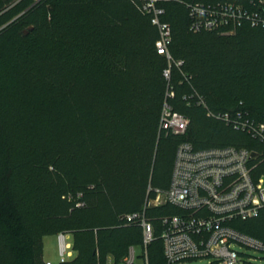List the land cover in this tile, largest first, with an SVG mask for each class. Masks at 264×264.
Listing matches in <instances>:
<instances>
[{
  "label": "trees",
  "instance_id": "trees-1",
  "mask_svg": "<svg viewBox=\"0 0 264 264\" xmlns=\"http://www.w3.org/2000/svg\"><path fill=\"white\" fill-rule=\"evenodd\" d=\"M227 4L264 19V0H158L168 60L140 0H0V264H46L43 239L60 234L72 252L60 264H123L142 244L126 217L143 211L148 264H165L159 220L177 210L144 207L181 142L254 150L264 175V147L208 115L264 123V27L192 29L190 6ZM165 103L183 135L160 131ZM232 226L264 243V209Z\"/></svg>",
  "mask_w": 264,
  "mask_h": 264
},
{
  "label": "built area",
  "instance_id": "built-area-1",
  "mask_svg": "<svg viewBox=\"0 0 264 264\" xmlns=\"http://www.w3.org/2000/svg\"><path fill=\"white\" fill-rule=\"evenodd\" d=\"M142 10L151 16V24L158 30L155 43L158 55L170 60L168 45L170 26L161 21L164 10L158 0H140ZM192 29L219 30L229 28L233 33L242 19L253 26L264 27V19L257 14L248 16L233 4L217 7L190 6ZM181 65L177 63V66ZM169 78V71L164 72ZM173 96V94H170ZM185 99V98H184ZM232 128L248 134L264 147V123H257L247 115L236 113L208 114ZM188 120L174 112L166 103L160 114V131L175 135L186 132ZM260 155L250 149L222 147L195 150L188 142L176 149L169 186L154 190V198L147 199L144 208L170 206L177 210L159 220L158 240L162 244L165 264L208 261V264H239L250 260L244 250L264 255V243L241 233L232 226L236 221H249L264 209V175L257 174ZM145 210V209H144ZM145 212L126 217L138 221L142 228L144 264H148L147 248L154 240V227ZM60 263L72 257L67 235L60 234ZM134 247L128 249L123 264H134ZM50 264V263H46Z\"/></svg>",
  "mask_w": 264,
  "mask_h": 264
},
{
  "label": "rangeland",
  "instance_id": "rangeland-1",
  "mask_svg": "<svg viewBox=\"0 0 264 264\" xmlns=\"http://www.w3.org/2000/svg\"><path fill=\"white\" fill-rule=\"evenodd\" d=\"M70 237L67 238V242L69 243ZM135 254L136 260L134 264H144L143 259V249L141 246H135ZM248 256H250V260H246V263L239 264H264V255L252 250H242ZM43 259L45 261H50L52 264H59L60 260V246H59V238L56 235L46 236L43 239ZM181 264H208V261H191L184 262Z\"/></svg>",
  "mask_w": 264,
  "mask_h": 264
},
{
  "label": "crops",
  "instance_id": "crops-1",
  "mask_svg": "<svg viewBox=\"0 0 264 264\" xmlns=\"http://www.w3.org/2000/svg\"><path fill=\"white\" fill-rule=\"evenodd\" d=\"M68 237H69V236H68ZM69 245H71V244H70V241H69ZM44 261H45V260H44ZM45 262H46V263H50V264H52V263H51L50 261H48V260L45 261Z\"/></svg>",
  "mask_w": 264,
  "mask_h": 264
}]
</instances>
